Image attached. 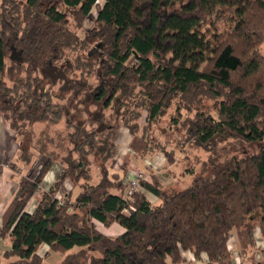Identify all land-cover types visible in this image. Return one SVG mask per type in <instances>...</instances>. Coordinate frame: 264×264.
<instances>
[{"label": "trees", "instance_id": "1", "mask_svg": "<svg viewBox=\"0 0 264 264\" xmlns=\"http://www.w3.org/2000/svg\"><path fill=\"white\" fill-rule=\"evenodd\" d=\"M98 1L0 0V113L21 166L45 157L35 176L18 179L4 211L0 237L10 243L0 264H42L43 245L57 264H183L186 252L233 264V230L244 253L255 249L256 228L264 241V0H102L80 38ZM171 108L178 147L138 135L139 120L156 124ZM120 128L131 153H161L165 168L180 149L190 163L187 145L209 160L198 174L185 168L195 176L185 188L151 172L130 193L128 164L115 158ZM230 141L259 149L219 163ZM54 163L61 171L43 191ZM94 222L124 232L106 236Z\"/></svg>", "mask_w": 264, "mask_h": 264}, {"label": "rangeland", "instance_id": "2", "mask_svg": "<svg viewBox=\"0 0 264 264\" xmlns=\"http://www.w3.org/2000/svg\"><path fill=\"white\" fill-rule=\"evenodd\" d=\"M102 4H103V1L99 0L97 4L95 5V7L92 9L90 16L84 22L82 29L78 32L80 38H84L85 33L92 27L94 20L96 18V15H97V11L102 6ZM227 28L230 29L231 25L227 24ZM260 51L262 53L264 52V45L261 46ZM55 89H57V86L55 87ZM173 110L174 108H171L170 110H168L166 115L159 120L158 123L152 124L147 127L143 119L139 120L138 121L139 123L138 135L145 132L147 136H149L152 140L159 143L160 145L162 146L167 145L168 147L167 150H171V148L178 147V145H180L183 142V136L181 132L174 131L171 125L169 124L170 116H172L174 112ZM91 111L93 110L91 109ZM105 114L108 116L110 114V111L105 112ZM42 128L43 126H40V125L35 126L36 138H38V134L40 130H42ZM62 130H63V124L61 123L58 126L51 127L49 130V133L50 135H54L55 132H60ZM129 138L131 141V135L126 128H120L118 130L116 141H115V144L117 146V154L115 158H116L117 164L119 163L118 166L120 167L122 164H128L127 168H129V173L133 175L142 173L143 175H146L149 177V175L152 172L150 171L151 165L147 163V160L144 162L143 160L144 158L137 157L134 155L131 156V154L127 152V154L123 157V160L120 159L118 155L119 151L121 149L126 150L124 147H126L125 144L127 143ZM56 140H58V138ZM189 146L190 145H187V148L185 149V151H187L188 161L190 163H187V160H183V154L180 153V150H181L180 149L178 151L176 150L177 151L176 153L177 162L175 163V165L165 168L164 163H163V166L161 165L162 159L159 165H157V166H160L158 167V169H160L161 172L160 174L156 173L155 176H157L160 179V181L164 184V186L178 185V187H180L181 189V188H185L191 185L193 182V177L195 176L194 175L190 176L187 172L184 171L185 168L192 169L194 174H198L201 171V164L209 160V154H206L203 151L198 150V148H195V147L192 148L191 146L190 147ZM47 149L52 150L54 148L47 147ZM258 149H259V146L257 145L247 146L246 144H241V143L230 141L229 143H226L219 148L217 152L218 153L217 161L219 163L225 162L226 160L233 158V157H238V156H241L243 154H248V153H254ZM156 155H162L163 157V154L155 153L153 155L147 156L146 159L150 160V157H154ZM39 157L41 156H38L37 158ZM44 159L45 157H43V160L39 163H42ZM144 163L145 165H143ZM36 166L37 164L35 161L32 165V172ZM108 166L110 167V174H120V171L117 165L112 166L111 163H108ZM169 170H171L172 172L171 174L173 176L170 174ZM167 173L170 175V177L167 176ZM91 174H92L91 183L96 184L99 179V173H98V168L95 164L91 166ZM33 175L35 176L36 174H33ZM42 188H43V191H46L45 190L46 187L45 188L42 187ZM61 199L62 198H59V200ZM94 223L97 227V230L100 233L105 232L104 227H102L98 222H94ZM108 236H111V235H108ZM112 236H117V235L114 234ZM253 237L255 241V249L254 248L248 249L244 253L242 252V248H241L242 245H241L238 233L234 230L232 231V233L230 234L228 243H227V249L233 258L232 259L233 264H264V241L261 239V235H260L258 228H256ZM191 260L192 261H188L185 258V261L183 264H207V258L206 259H200V258L195 259V257H192Z\"/></svg>", "mask_w": 264, "mask_h": 264}, {"label": "crops", "instance_id": "3", "mask_svg": "<svg viewBox=\"0 0 264 264\" xmlns=\"http://www.w3.org/2000/svg\"><path fill=\"white\" fill-rule=\"evenodd\" d=\"M34 125V133L35 132V126ZM42 126V125H40ZM41 131V130H40ZM40 133V132H39ZM51 136V135H50ZM128 136V135H127ZM130 142V138L128 139L127 143L125 144L126 147H124L126 150H120L119 151V157L121 160H123V157L128 153L133 156L134 154L130 152L128 145ZM21 155L18 140L14 137L12 132L8 128V124L4 121L1 113H0V229L2 227L3 223V214L7 207V205L10 203L18 184V179L23 176H29V174H35L36 171L39 169L40 164L43 160L44 156H41L39 158H35L33 163L36 161L37 166L33 169L32 172V165L25 167L21 166L20 163L17 161V158ZM135 156V155H134ZM42 158V159H41ZM145 157L143 160L144 162L147 160V163H149L151 166L150 171L152 173L160 174V169H158L157 166L159 165L161 159V165L163 166L164 163V157L162 155H156L154 157H150V160L146 159ZM128 162V161H127ZM146 163V164H147ZM145 165V163L143 164ZM157 166V167H156ZM161 166V167H162ZM145 168V167H144ZM61 171V166L59 163H54L48 174L45 176L42 187H46L45 190H48L49 187L52 186L54 183L56 176ZM166 176V175H165ZM134 176L131 173H128V180L133 179ZM99 180V179H98ZM48 186V187H47ZM43 190V188H42ZM68 188H65L64 191H68ZM57 198H61V194L57 195ZM146 198L150 203H155L156 198L152 195L146 194ZM36 200L33 198L28 205L25 208V212L31 213L35 209L36 206ZM101 225V224H100ZM102 226V225H101ZM103 227V226H102ZM105 232H101L103 235H121L124 230L117 224L111 225L108 229H105ZM9 240L8 239H2L0 237V263L4 262L3 254L6 252L9 248ZM38 255L43 259L42 264H57L58 263V257H56L54 254L49 253V249L47 246L43 245L39 251ZM182 257L185 261V258L188 261H192L191 258L194 257L190 252L182 253ZM191 257V258H189ZM200 259H206V256L202 254L200 256ZM206 261V260H205Z\"/></svg>", "mask_w": 264, "mask_h": 264}, {"label": "built area", "instance_id": "4", "mask_svg": "<svg viewBox=\"0 0 264 264\" xmlns=\"http://www.w3.org/2000/svg\"><path fill=\"white\" fill-rule=\"evenodd\" d=\"M133 176H134V178L129 181L130 193L139 189V183H138L139 180L147 181L149 178L148 176L143 175L142 173H139V174H136Z\"/></svg>", "mask_w": 264, "mask_h": 264}]
</instances>
